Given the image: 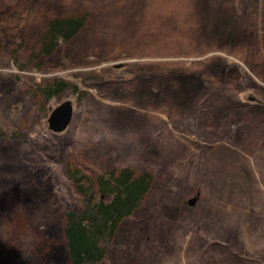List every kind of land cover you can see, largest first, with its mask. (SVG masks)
<instances>
[{
	"label": "rangeland",
	"instance_id": "1",
	"mask_svg": "<svg viewBox=\"0 0 264 264\" xmlns=\"http://www.w3.org/2000/svg\"><path fill=\"white\" fill-rule=\"evenodd\" d=\"M58 77L87 93L45 99ZM124 166L153 181L97 264H264V0H0V264H65L67 169Z\"/></svg>",
	"mask_w": 264,
	"mask_h": 264
},
{
	"label": "trees",
	"instance_id": "2",
	"mask_svg": "<svg viewBox=\"0 0 264 264\" xmlns=\"http://www.w3.org/2000/svg\"><path fill=\"white\" fill-rule=\"evenodd\" d=\"M85 20L86 16L79 13L48 19L44 34L38 38L40 50L30 60L49 55L60 41H69ZM243 81L247 79L241 76L239 82ZM67 87L79 97L87 93L86 89L60 77L37 86V89L45 99H49ZM223 92L232 99L238 98L230 90ZM67 175L74 184L79 200L74 207L61 213L60 233L64 241L65 264H97L111 250V239L118 225L133 214L148 193L153 175L146 168L136 170L129 166L96 174L80 168H68Z\"/></svg>",
	"mask_w": 264,
	"mask_h": 264
},
{
	"label": "water",
	"instance_id": "3",
	"mask_svg": "<svg viewBox=\"0 0 264 264\" xmlns=\"http://www.w3.org/2000/svg\"><path fill=\"white\" fill-rule=\"evenodd\" d=\"M72 106L69 100H65L50 110L47 116V126L53 131L63 130L70 119Z\"/></svg>",
	"mask_w": 264,
	"mask_h": 264
},
{
	"label": "bare ground",
	"instance_id": "4",
	"mask_svg": "<svg viewBox=\"0 0 264 264\" xmlns=\"http://www.w3.org/2000/svg\"><path fill=\"white\" fill-rule=\"evenodd\" d=\"M10 138V137H9Z\"/></svg>",
	"mask_w": 264,
	"mask_h": 264
}]
</instances>
